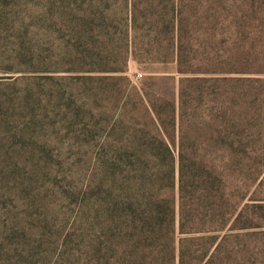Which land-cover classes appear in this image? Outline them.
Segmentation results:
<instances>
[{"label": "trees", "instance_id": "obj_1", "mask_svg": "<svg viewBox=\"0 0 264 264\" xmlns=\"http://www.w3.org/2000/svg\"><path fill=\"white\" fill-rule=\"evenodd\" d=\"M6 1L0 0V36L7 41L0 51L3 70L37 64V71L111 73L127 80L132 58L174 63L179 75L170 97L144 92V83L119 93L116 105L109 97L94 167L100 177L89 186L90 214L100 217L90 222V262L241 260L244 253L231 246L238 239L229 225L235 211L225 212V169L246 150L234 133L245 119L233 114L238 99H245L244 79L232 77L243 63L231 60L233 48L219 47L228 44L229 32L218 27L232 21L221 14L231 0H68L40 15L45 26L38 46L21 26V13L2 5ZM246 2L253 12L264 6ZM172 77L154 74L146 86Z\"/></svg>", "mask_w": 264, "mask_h": 264}, {"label": "rangeland", "instance_id": "obj_2", "mask_svg": "<svg viewBox=\"0 0 264 264\" xmlns=\"http://www.w3.org/2000/svg\"><path fill=\"white\" fill-rule=\"evenodd\" d=\"M66 2L7 0L2 5L21 13V26L38 46L45 26L40 15ZM248 4L231 0L221 14L232 21L218 27L229 32L228 44L219 47L233 48L231 60L243 63L232 77L243 78L245 85V99H238L233 114L245 119L234 133L246 150L237 157L232 151L234 162L225 169L230 199L225 212L235 211L229 225L238 238L231 246L244 253L231 264H264V6L253 12ZM5 42L0 36V51ZM4 63L0 57V264H94L89 228L92 218L100 217L90 214L89 186L93 176L100 177L94 167L107 122L105 106L109 97L116 105L119 93L142 83L144 92L170 97L178 88L175 64L130 58L122 80L111 73L37 71V64L3 70ZM154 74L173 77L147 88ZM95 230L100 233L101 227Z\"/></svg>", "mask_w": 264, "mask_h": 264}, {"label": "built area", "instance_id": "obj_3", "mask_svg": "<svg viewBox=\"0 0 264 264\" xmlns=\"http://www.w3.org/2000/svg\"><path fill=\"white\" fill-rule=\"evenodd\" d=\"M142 74L141 73H138V76H141Z\"/></svg>", "mask_w": 264, "mask_h": 264}]
</instances>
